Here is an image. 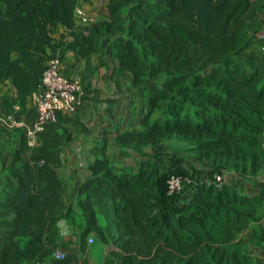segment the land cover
<instances>
[{
	"label": "trees",
	"instance_id": "1",
	"mask_svg": "<svg viewBox=\"0 0 264 264\" xmlns=\"http://www.w3.org/2000/svg\"><path fill=\"white\" fill-rule=\"evenodd\" d=\"M77 1L0 0V81L14 89L0 98V112L18 104L17 115L33 118L30 98L51 57L62 60L64 49L88 57L104 37L118 34L114 56L149 101L138 128L118 135L120 145L158 153L163 137L173 134L213 162L230 159L250 172L264 167V66L248 68L237 58L244 30L259 15L255 0H106L109 18L87 34L74 30ZM57 26L70 41L53 36ZM62 114L35 147L22 132L14 165L0 172V264L48 256L53 264H85L74 252L52 256L62 215L60 150L72 137L60 126ZM190 169L173 163L158 172L149 158L117 168L96 158L83 188L88 220L80 242L95 232L112 258L107 264H254L240 234L262 218L264 183L251 197L230 182L216 183L222 171L195 176ZM171 174L181 176V190H169ZM253 235L264 241V222Z\"/></svg>",
	"mask_w": 264,
	"mask_h": 264
},
{
	"label": "crops",
	"instance_id": "2",
	"mask_svg": "<svg viewBox=\"0 0 264 264\" xmlns=\"http://www.w3.org/2000/svg\"><path fill=\"white\" fill-rule=\"evenodd\" d=\"M259 15L253 28H246L242 35L244 49L237 58L248 68L264 63V51L261 49L264 41L261 33L264 30V0H255ZM77 7L83 9L93 21L109 18L106 0H78ZM93 22V23H94ZM92 23V24H93ZM81 25L75 18V29ZM64 42L70 41L67 31L62 26L53 29V36ZM119 35L104 37L97 51L88 57H81L64 49L62 54V71L65 75L75 77L82 84V96L77 109L73 113L62 114L60 126L72 134L69 141L62 144L60 150V165L58 174L62 179V215L55 228L56 248L66 252L81 254L88 260H98L108 253V248L99 240L95 232H91L80 242L79 234L86 225L88 213L81 203L86 199L83 190L90 178L92 165L96 158L106 157L117 168L132 169L140 159L149 158L150 147L136 145H120L118 135L124 131L138 128L139 121L149 110L148 98L139 92L132 84V75L120 67L114 56ZM14 96V89L9 80L0 81V98ZM21 130L5 131L0 126V138L8 140L12 148L0 165V172L15 163L13 151L18 146ZM168 164L163 168L166 169ZM226 172V171H225ZM2 174V173H1ZM225 181L232 183L244 195L253 197L257 189L251 185L242 188L235 184L231 173H224ZM2 182L0 178V190ZM98 224L103 225L100 213H97ZM263 226V220L250 221L244 230L242 238L244 250L251 252L254 264H264V241L260 242L253 233ZM100 242L103 254L92 259L90 252L95 244L88 243V238ZM96 237V238H94ZM105 247V248H104ZM107 249V251H106ZM24 264H53L51 257L43 259H25Z\"/></svg>",
	"mask_w": 264,
	"mask_h": 264
},
{
	"label": "built area",
	"instance_id": "3",
	"mask_svg": "<svg viewBox=\"0 0 264 264\" xmlns=\"http://www.w3.org/2000/svg\"><path fill=\"white\" fill-rule=\"evenodd\" d=\"M75 18L81 25L80 30L87 34L91 27L93 18L83 9L76 7L74 11ZM264 41V30L261 33ZM264 51V43L261 47ZM83 90L81 82L75 77H70L62 72V60L58 55L51 57L47 66L42 72L39 88L35 91L29 103V110H33L35 115L32 118L27 114H19L18 104L12 106L13 112L4 114L0 112V126L7 131L21 130L25 136L27 146L35 147L39 143V134L47 124L54 123L58 119V113H73L81 100ZM215 181L221 184L225 181L224 174H217ZM170 191H179L182 188L181 176L171 174L167 179ZM90 243L93 238H88ZM52 256L56 259H62L65 252L61 249H55Z\"/></svg>",
	"mask_w": 264,
	"mask_h": 264
},
{
	"label": "rangeland",
	"instance_id": "4",
	"mask_svg": "<svg viewBox=\"0 0 264 264\" xmlns=\"http://www.w3.org/2000/svg\"><path fill=\"white\" fill-rule=\"evenodd\" d=\"M264 66V63L262 64ZM3 130H5L3 127H1ZM7 131V130H5ZM9 132H14L9 131ZM163 147L162 149L156 153L152 147H150V150L148 151L149 159H151L158 167V172H162L163 168L166 164L172 165L173 163H179L184 165H190L191 173L193 175H206L209 174L215 170L222 171L224 173H231L230 177L236 178L235 184L239 185L241 183V187L247 188L249 185H251V189L255 188L257 189V194L254 195L257 196L260 192V184L264 183V167L257 172H250L248 170H242L239 166H237V162H232L230 159L225 158H216L214 162L213 159H207L196 150L194 147L193 142L187 141L182 137L175 136L173 134L165 135L162 139ZM12 151V148L10 147V144L8 143V140L4 139L3 137L0 138V165L6 155H10ZM167 165V167H168ZM226 171V172H225ZM209 177V176H208ZM211 179V176L209 177ZM260 183V184H259ZM259 215H262V220L264 222V198L262 200V204L259 207ZM100 218L102 219V222L104 224L105 217L100 213ZM261 229V228H260ZM255 236V235H254ZM96 238V237H94ZM93 241L91 245L94 243ZM88 243H90L88 241ZM105 248V247H104ZM107 251V249H106ZM84 253L78 254L79 260L83 261L85 264H107L105 261L108 257V253L106 252L105 256L103 258H100L98 260H88L86 257L83 256ZM103 254V247L100 242H95L93 245L90 257L93 259L99 258ZM109 259H112L111 257H108ZM113 264H118V261H114ZM139 264H146L144 262Z\"/></svg>",
	"mask_w": 264,
	"mask_h": 264
}]
</instances>
